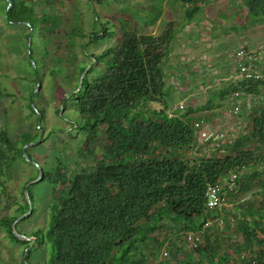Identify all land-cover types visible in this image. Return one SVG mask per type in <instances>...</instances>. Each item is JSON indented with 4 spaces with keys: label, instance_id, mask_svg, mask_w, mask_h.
Returning <instances> with one entry per match:
<instances>
[{
    "label": "trees",
    "instance_id": "16d2710c",
    "mask_svg": "<svg viewBox=\"0 0 264 264\" xmlns=\"http://www.w3.org/2000/svg\"><path fill=\"white\" fill-rule=\"evenodd\" d=\"M10 1L6 10L3 0L5 21L28 22L22 23L28 29L27 39L44 17L37 16L28 0ZM180 1L189 22L205 0ZM240 1L247 9L248 24L264 23V0ZM176 34L170 26L162 34L122 32L116 44L98 54H88L87 42L82 43L79 59L73 54L74 39L85 35L74 29L66 34L70 50L60 54L68 58L66 65L53 66L49 72L51 76L63 73V83L71 85L60 107L65 110L68 105L75 113L66 118L70 131H75L72 136H80L76 153L80 161L71 171L60 163L52 168L38 163L42 179L50 186L47 224L25 233L20 230L23 218L16 228L36 237L31 248L46 241L48 253L43 262H35L30 248L26 252L29 264H150L167 253L177 257L188 237L193 246L184 264H264V100L249 113L247 131L217 147L224 152L199 153L193 128L196 109L186 107L178 114L167 111L172 89L165 79L164 63ZM111 35L99 28L88 37L90 42H98ZM30 53L29 48V57ZM92 58L81 87L74 92ZM248 60L251 58L239 62L254 71ZM27 62L33 69L31 61ZM33 71L39 78L38 69ZM256 74L259 76L239 74L213 91L204 108L218 103L213 98L223 100L240 92L259 94L264 75ZM6 96L11 93L0 88V100ZM153 102L160 106H152ZM33 104L36 110L27 103L36 119L32 131L12 137L0 128V228L9 242L22 245L17 264H24L22 255L28 242L13 235L11 224L27 210L23 188L37 175V168L24 160L21 147L36 140L44 129V109L35 101ZM59 109H55L57 114ZM57 130L63 131L53 125L52 131ZM26 151L35 160L28 148ZM17 160L27 162L35 174L22 183L20 197H11L6 173ZM230 174L231 181L218 189L220 207L208 208L207 186L220 184ZM28 192L33 204L31 185ZM229 223L233 224L230 234Z\"/></svg>",
    "mask_w": 264,
    "mask_h": 264
},
{
    "label": "rangeland",
    "instance_id": "374dc122",
    "mask_svg": "<svg viewBox=\"0 0 264 264\" xmlns=\"http://www.w3.org/2000/svg\"><path fill=\"white\" fill-rule=\"evenodd\" d=\"M28 2L33 6L37 16L44 17V20L36 25L34 34H29L30 41L32 37V44L29 43L30 58L36 62V66L32 63V67L38 69L39 85L36 86V74L27 62V60L30 62L28 38H25L28 29L22 23L5 21V4L0 0V88L11 93V96L0 100V128L7 130L12 137L24 130L32 131L36 119L30 114L27 103L30 99L33 101L34 97L37 106L44 109L42 123L44 129L37 138L40 142L29 146L28 150L37 163L46 164L45 168H52L56 163H60L71 171L79 166L77 162L80 158L76 153L81 146L80 136H72L75 131H70L72 128H69L70 123L66 118L73 117L75 113L68 105L61 113L55 112L57 106L61 108L60 102L65 93L71 90V85L63 83V73L51 76L49 72L53 66L65 67V60L68 58L63 55L70 50L66 34L73 29L82 30L85 35L76 36L74 39L75 45L72 50L75 59H79L81 44L85 42L87 45L84 48L88 54H98L104 48L116 44L122 32L135 30L139 34H162L169 26L171 29L175 28L176 38L164 63L165 79L172 89L167 111L170 114H178L186 107H192L196 109L193 123L202 121L203 130L223 134L214 144L213 141L205 142L197 136L199 153L209 155L218 152V155L224 152L217 147L245 133L250 125L249 113L256 107L255 105L260 106L264 100L263 85L257 95L240 92L227 95L223 100L213 98L218 103L212 108H204L213 91L239 77L237 62L240 60L251 58L247 62L248 65L264 75V23L248 24L247 9L240 0H205L200 11L189 22L184 17V5L180 0H28ZM99 28H104L112 35L98 42H90L88 34L96 32ZM240 49L244 50L243 54H247V57L235 56ZM33 88L34 91L30 93ZM180 103L183 108L178 107ZM151 105L160 106L156 102ZM53 125H57L63 131L53 132ZM27 164L17 160L6 173V185L11 197H20L22 183L28 176L35 174L34 169ZM232 176L230 174L223 179L217 185L218 189L229 183ZM31 191L35 211L20 223V230L25 233L31 232L35 227L43 228L48 220L47 205L50 201L48 182L41 178L40 181L31 184ZM6 200L10 201L11 198ZM229 224L230 230L227 231L230 234L233 231V224ZM212 226L217 230L216 223H212ZM191 242L192 239H184V249L177 257H171L167 253L163 258L150 261V264H184L190 258L189 250L193 246ZM21 249L22 245L9 242L0 228V264H17ZM47 253L48 243L44 241L31 248V260L43 262Z\"/></svg>",
    "mask_w": 264,
    "mask_h": 264
},
{
    "label": "water",
    "instance_id": "95a60500",
    "mask_svg": "<svg viewBox=\"0 0 264 264\" xmlns=\"http://www.w3.org/2000/svg\"><path fill=\"white\" fill-rule=\"evenodd\" d=\"M7 2V7H6V10L8 9V7L11 5V1L10 0H5ZM5 17H6V13L4 14ZM10 23H24L26 25H28V22H21V21H15V22H11ZM29 43H30V35L28 36V46H27V50H28V53H29ZM30 61L31 63H34L33 62V59L30 58ZM95 59L92 58L91 62H89L85 68L83 69V71L81 72V74L79 75V78H78V85L77 87L75 88L74 92L78 91L79 88L81 87V84H82V80H83V77L85 75V73L87 72L88 68L91 66L92 62L94 61ZM39 85V80L38 78L36 77V86ZM31 107L36 110L33 102L29 101ZM62 112V108L59 109V113ZM39 122V120H38ZM38 142H40V139H37V140H34V141H31V142H28V143H25L21 148H22V156L24 158L25 161H28L29 163L33 164L36 168H37V175L34 179L32 180H29L25 183L24 185V188H23V195H24V198L27 202V210L25 212H23L22 214L18 215L13 221H12V224H11V232L13 233V235L15 237H17V239H20V240H25L28 242V245L24 248V251H23V255H22V260H23V263L24 264H29L28 261L26 260V252L34 245V243L36 242V237L34 236H28L20 231H18V229L16 228V224L22 220L23 218H26L28 217L31 213H32V209H33V206H32V202H31V199H30V196H29V192H28V187L35 183V182H38L41 180L42 178V175H43V171H42V168L40 167V165L33 159H30L27 155V148L29 146H32V145H35L37 144Z\"/></svg>",
    "mask_w": 264,
    "mask_h": 264
},
{
    "label": "built area",
    "instance_id": "2783aa9c",
    "mask_svg": "<svg viewBox=\"0 0 264 264\" xmlns=\"http://www.w3.org/2000/svg\"><path fill=\"white\" fill-rule=\"evenodd\" d=\"M243 54L242 50H239L236 55L240 56ZM238 65V70H239V74L240 75H244L245 77H258L259 75L256 74V72L250 70V68L247 65H244L241 62L237 63ZM179 108H183V105L180 103L178 105ZM237 107H235L234 112H236ZM202 121H196L193 123V128L196 131V134L199 138L203 139L204 141L207 140H212V141H217L219 140L223 134L220 132H212V131H208V130H203L202 129ZM233 177V176H232ZM206 197H207V201H206V205L208 208H214V207H220L221 205V201H220V197L218 194V187L217 185H208L207 189H206ZM221 222V220H220ZM211 222H206L205 225H210ZM189 239V237H188ZM163 255H166L165 252L163 253Z\"/></svg>",
    "mask_w": 264,
    "mask_h": 264
},
{
    "label": "flooded vegetation",
    "instance_id": "af4514ba",
    "mask_svg": "<svg viewBox=\"0 0 264 264\" xmlns=\"http://www.w3.org/2000/svg\"><path fill=\"white\" fill-rule=\"evenodd\" d=\"M36 77H38L37 74H36Z\"/></svg>",
    "mask_w": 264,
    "mask_h": 264
}]
</instances>
